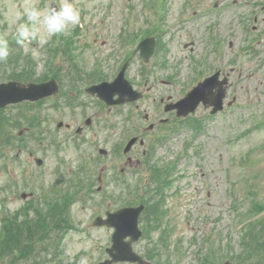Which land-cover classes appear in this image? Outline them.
<instances>
[{
    "label": "rangeland",
    "instance_id": "1",
    "mask_svg": "<svg viewBox=\"0 0 264 264\" xmlns=\"http://www.w3.org/2000/svg\"><path fill=\"white\" fill-rule=\"evenodd\" d=\"M55 1L61 3V0ZM150 1L72 0L80 10L81 23L72 30L76 37L73 36L71 45L67 44L66 36L52 37L43 45L38 41L25 47L11 45L13 53L21 50L20 56L25 60L21 67L30 71L28 62L31 58L33 72L38 78L52 76V70H58L61 75L65 71L69 74L67 81L76 90L68 97L73 101L71 107L64 105L62 94L45 100L40 106H33L37 108L41 121L30 136L25 137V151L18 150L15 157L6 150V157L2 160L3 149L0 147V235L5 229L3 220L12 231L30 221L32 213L23 217L12 213L20 210L21 205L26 208L30 198H23V192L33 190L32 198H35L42 194V189L46 192L56 184L57 188L64 189L70 178L82 176L77 183L79 186L73 190L74 201L79 200L71 207L76 228L60 234L56 248L59 256L56 257L55 253L49 255L48 264H58L60 259L64 264H80L81 257H87L88 264H96L108 256L106 247L111 245L113 230L94 227L95 216L136 197L135 194L130 196V190L120 189L122 186L131 185L136 195H142L151 176L161 183L158 202H153L152 207L157 208L162 203L160 210H168L164 225L153 234L157 238L167 229L166 232L172 235L170 245L167 243L169 248L164 250L165 257L167 254L168 258H177L174 264H201L214 251V264H260V256L256 253L246 251L241 255L246 244L244 234L238 231L236 224L239 215L252 214L264 206V124L259 123L264 120V66H257L240 56L243 43L239 37L228 36L221 55L206 58L203 62L205 66L222 67L226 73H231L233 85L229 99L233 103L228 112L205 119L204 130L200 133L181 123L175 134L155 146L150 159L151 171L150 165L143 163V168L132 173V170L128 171L133 167L126 165L127 158L116 154L114 148L120 143L124 148L132 135L147 130L151 120L159 122L164 107L161 98H167L171 93L180 98L192 88L196 80L194 66L205 58L207 47H210L204 31H208V22L213 19L207 10L212 12L215 0H170L162 20L163 23L177 22V26L163 32L164 41L169 45L165 58L170 61L171 68L155 65L159 56L144 63L135 50L138 39L129 42V19L131 7L139 8L134 32L140 39L146 26V15L140 10ZM232 1L220 0V9L212 13L226 10L222 16L231 14L230 17L235 18L243 11L242 2L233 5ZM25 2L0 0V33L8 31V37H14V29L9 28L5 14L11 5L21 7ZM159 2L157 0L151 7L153 22L159 20ZM38 4L44 8L51 5V0H38ZM183 18L185 25L181 22ZM191 21L196 22V26ZM228 32L220 26L221 34ZM149 34L156 35L155 32ZM214 37L224 39L218 35ZM229 39L234 41V46H229ZM120 49L124 50L121 52ZM207 56L210 57V53ZM124 59L129 62L127 77L135 89L145 94L138 105L107 107L96 96L85 92L84 88L97 83L98 79L100 82L113 80L120 69L119 62ZM170 76L173 78L168 80ZM13 107L5 109L4 113L9 115ZM145 113H150V121L144 118ZM197 114L206 117L208 111L199 107ZM89 116L93 121L87 126ZM59 121H63L64 126L58 127ZM79 125L85 129L75 133ZM37 129H42L40 133L44 137L58 136L61 147L56 149L48 141H34ZM136 146L135 158H138L141 148ZM100 147L109 150L107 158L100 157ZM35 156L43 157L41 165L35 161ZM124 166H127L126 177L117 180L113 177L115 169ZM169 173L172 181L165 176ZM164 188H168L166 193ZM251 224L254 225L249 228L248 237L253 228L259 227L255 222ZM216 233L219 238L213 241L215 248L211 250V240ZM258 237L264 241V227ZM147 245L148 239L142 238L135 247L145 256ZM229 248L233 249L232 253ZM167 261L165 258L157 263Z\"/></svg>",
    "mask_w": 264,
    "mask_h": 264
},
{
    "label": "water",
    "instance_id": "2",
    "mask_svg": "<svg viewBox=\"0 0 264 264\" xmlns=\"http://www.w3.org/2000/svg\"><path fill=\"white\" fill-rule=\"evenodd\" d=\"M140 48L142 55L148 58L154 50V42L152 39H149L146 42H143ZM214 79L215 78L207 79L204 82L199 83L198 86L194 87L193 90L189 92V94L182 100L186 108L181 105L182 101L178 104L172 105L173 107L179 108V115L194 111L201 100L215 103L213 111L222 108L224 89L221 88L216 95L212 94V88L217 84ZM56 91L57 84L54 80L40 85L29 84L28 87L23 85L17 87L16 83L13 82L10 84H0V106L6 105L12 101H20L25 98L37 99ZM88 91L91 93H97L102 100H105L109 104L133 101L141 96V93L133 90L132 85L126 80L125 68L122 69L113 82H102L88 88ZM115 95H119V97L114 98ZM134 142L135 138L130 141L127 149L130 148ZM143 209V204L139 206H125L114 212H108L106 218L102 216L96 218V225L106 224L115 228L112 238L113 245L108 248L112 258L106 259L98 264H112L116 261L126 260L138 261L140 263L146 262L133 249V242L138 240L142 235V231L139 229V216ZM128 236H130L131 239L127 240L126 238Z\"/></svg>",
    "mask_w": 264,
    "mask_h": 264
},
{
    "label": "clouds",
    "instance_id": "3",
    "mask_svg": "<svg viewBox=\"0 0 264 264\" xmlns=\"http://www.w3.org/2000/svg\"><path fill=\"white\" fill-rule=\"evenodd\" d=\"M5 19L14 29V42L20 47L38 41L47 44L52 37L68 36L80 25L81 13L72 0H61L58 7L41 8L38 0H26L23 6L11 5ZM9 32L0 33V62L8 60L11 54ZM80 264H88L87 257H81Z\"/></svg>",
    "mask_w": 264,
    "mask_h": 264
},
{
    "label": "flooded vegetation",
    "instance_id": "4",
    "mask_svg": "<svg viewBox=\"0 0 264 264\" xmlns=\"http://www.w3.org/2000/svg\"><path fill=\"white\" fill-rule=\"evenodd\" d=\"M235 2H243V13L235 18V24L238 26V32L234 35V38H240L243 43V55L244 58L250 62L255 63L257 66H264V0H236ZM216 24H214L215 26ZM231 24L228 25V30L231 29ZM211 39V38H210ZM215 40V38H212ZM213 54H215L218 50V46L216 43L213 44ZM229 46H234V41L230 40ZM228 54V49L226 50ZM221 71V76L224 77L225 75L229 74L230 72H225L221 67L216 68L217 70ZM211 71V70H210ZM201 76H204V71L200 72ZM232 86V83L230 87ZM169 120V119H168ZM69 126V125H67ZM82 130L85 129L84 126H81ZM38 137H44L43 134L39 133ZM46 137H51L47 135ZM150 137H153L152 135ZM48 141L49 144L51 140H40L39 142ZM137 146H134L131 153L133 156H137L135 154ZM138 152V151H137ZM143 154L146 153V150L143 148ZM30 154L33 155V152L30 151ZM126 155V154H125ZM128 158V155H127ZM133 165V164H132ZM126 169V168H125ZM57 196L52 195L50 197L51 201L56 200ZM260 264H263L260 262Z\"/></svg>",
    "mask_w": 264,
    "mask_h": 264
},
{
    "label": "trees",
    "instance_id": "5",
    "mask_svg": "<svg viewBox=\"0 0 264 264\" xmlns=\"http://www.w3.org/2000/svg\"><path fill=\"white\" fill-rule=\"evenodd\" d=\"M145 200V199H144ZM161 204V203H160ZM160 204H158V207H157V209H158V211L160 210ZM153 205V202L151 201L148 205H147V208H146V211H145V213H144V215H145V217H146V222H147V224L149 223V214H148V212H149V208L151 207ZM159 213H160V217H161V215L162 214H164L161 210L159 211ZM55 214H54V209H53V211H52V216H54ZM49 216H50V214H48L47 216H45L44 218L43 217H41V220H40V223L42 222L43 224H44V222H46V220L47 219H49ZM154 218H155V216H154ZM157 218H159V215H158V217ZM42 225V224H41ZM15 246V245H14ZM2 248V250H0V254H3V246L1 247Z\"/></svg>",
    "mask_w": 264,
    "mask_h": 264
}]
</instances>
